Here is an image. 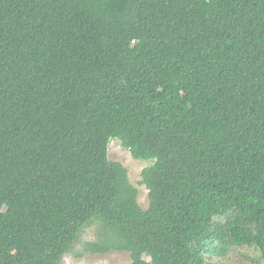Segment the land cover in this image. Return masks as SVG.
<instances>
[{"label":"trees","instance_id":"trees-1","mask_svg":"<svg viewBox=\"0 0 264 264\" xmlns=\"http://www.w3.org/2000/svg\"><path fill=\"white\" fill-rule=\"evenodd\" d=\"M240 247L264 264V0H0V264Z\"/></svg>","mask_w":264,"mask_h":264},{"label":"rangeland","instance_id":"rangeland-1","mask_svg":"<svg viewBox=\"0 0 264 264\" xmlns=\"http://www.w3.org/2000/svg\"><path fill=\"white\" fill-rule=\"evenodd\" d=\"M107 156L111 162L121 164L126 172L129 183L138 191L137 202L139 206L145 210L148 207V191L140 184L141 171L151 165L150 160H135L130 152L121 146L116 139L110 140L107 145ZM93 228L84 234L82 241H92ZM77 249H79L77 247ZM253 252L244 247L232 248L224 258H210L215 264H251L250 257ZM130 254L127 252H110L107 254H85L83 256H75L74 254L64 255L59 264H130Z\"/></svg>","mask_w":264,"mask_h":264}]
</instances>
